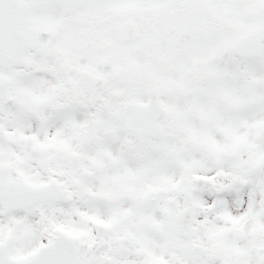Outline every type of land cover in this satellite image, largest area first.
I'll list each match as a JSON object with an SVG mask.
<instances>
[{"label":"snow or ice","instance_id":"obj_1","mask_svg":"<svg viewBox=\"0 0 264 264\" xmlns=\"http://www.w3.org/2000/svg\"><path fill=\"white\" fill-rule=\"evenodd\" d=\"M0 264H264V0H0Z\"/></svg>","mask_w":264,"mask_h":264}]
</instances>
